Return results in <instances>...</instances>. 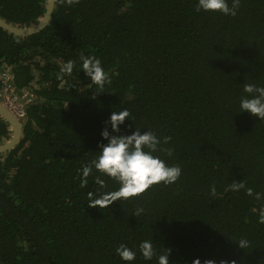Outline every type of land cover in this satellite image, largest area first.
Wrapping results in <instances>:
<instances>
[{
    "label": "trees",
    "instance_id": "16d2710c",
    "mask_svg": "<svg viewBox=\"0 0 264 264\" xmlns=\"http://www.w3.org/2000/svg\"><path fill=\"white\" fill-rule=\"evenodd\" d=\"M47 2L0 0V16L29 26ZM194 5L55 0L40 33L16 36L0 27V72L12 73L18 92L36 96L20 142L0 153V264H123L114 248L149 238L158 252L172 249L171 264L196 257L264 264L256 202L243 189L223 194L239 180L264 191V122L236 114L243 83H264V0H241L235 17ZM81 53L98 56L109 72L103 90L80 72ZM69 59L77 66L58 79ZM118 108L131 114L122 131L171 138L163 147L172 155L158 154L179 164L182 176L109 208H89L86 193L96 186L90 176L81 187L78 169L98 155L100 131ZM12 134L0 115V143ZM212 185L219 196L210 194ZM138 207L145 212L135 217ZM241 237L245 249L235 242ZM135 264L154 262L137 253Z\"/></svg>",
    "mask_w": 264,
    "mask_h": 264
},
{
    "label": "clouds",
    "instance_id": "9594fccd",
    "mask_svg": "<svg viewBox=\"0 0 264 264\" xmlns=\"http://www.w3.org/2000/svg\"><path fill=\"white\" fill-rule=\"evenodd\" d=\"M69 5L78 3V0H65ZM241 0H195V11L209 14L219 13L227 17H235L240 9ZM79 70L84 73L86 80L103 90L106 84L111 82V76L102 64L101 59L92 54L79 55ZM77 66L75 60L69 59L59 69L58 79L71 75ZM239 111L236 114L247 113L264 122V83L244 82L242 91L237 100ZM130 112L127 108H118L112 111L104 122L100 131V142H98V155L89 162L82 164L78 169L80 186L89 184V177L96 186L95 190L86 193V206L89 208L105 209L114 202L138 198L153 186H168L175 184L182 176V167L179 164H169L161 158L158 153L172 155V149L163 147L170 137L161 139L152 130L141 131L135 127L130 132L122 131L121 126L129 120ZM96 172L97 175H93ZM113 180L118 185L109 188L107 180ZM244 190L245 195L250 197L256 204L252 211L256 214L257 223L264 225V191L254 190L246 187L243 180L233 181L223 189L227 192H239ZM209 192L212 196H219L214 185L210 186ZM145 212L143 207L136 208L133 216L138 217ZM238 246L245 249L249 241L243 237L235 240ZM137 253L145 262L154 264H171L169 256L171 248L163 246L157 251L153 239H143L131 247L121 242L114 248V254L123 264H135ZM186 264H236L235 261H219L215 259H203L196 257Z\"/></svg>",
    "mask_w": 264,
    "mask_h": 264
},
{
    "label": "water",
    "instance_id": "95a60500",
    "mask_svg": "<svg viewBox=\"0 0 264 264\" xmlns=\"http://www.w3.org/2000/svg\"><path fill=\"white\" fill-rule=\"evenodd\" d=\"M54 9L55 0H48L45 14L35 24L29 26L14 25L0 16V27L16 36H30L40 33L50 23ZM0 115L10 123L13 131L12 137L8 141L0 143V153H5L20 142L23 135V121L14 115L1 101Z\"/></svg>",
    "mask_w": 264,
    "mask_h": 264
},
{
    "label": "built area",
    "instance_id": "2783aa9c",
    "mask_svg": "<svg viewBox=\"0 0 264 264\" xmlns=\"http://www.w3.org/2000/svg\"><path fill=\"white\" fill-rule=\"evenodd\" d=\"M0 79V101L21 121L27 116V106L32 103L36 96L31 90L18 92L13 82V75L8 71H3Z\"/></svg>",
    "mask_w": 264,
    "mask_h": 264
},
{
    "label": "flooded vegetation",
    "instance_id": "af4514ba",
    "mask_svg": "<svg viewBox=\"0 0 264 264\" xmlns=\"http://www.w3.org/2000/svg\"><path fill=\"white\" fill-rule=\"evenodd\" d=\"M3 71H6V69H5V70H3ZM3 71H2V72H3ZM2 72H0V76H1ZM9 72H10V71H9ZM10 73H11V72H10ZM11 74H12V73H11Z\"/></svg>",
    "mask_w": 264,
    "mask_h": 264
}]
</instances>
